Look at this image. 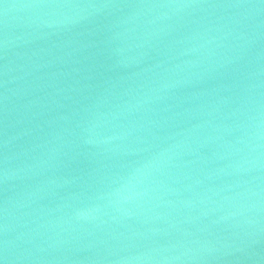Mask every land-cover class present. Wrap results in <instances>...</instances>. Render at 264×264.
Listing matches in <instances>:
<instances>
[{"label":"water","instance_id":"water-1","mask_svg":"<svg viewBox=\"0 0 264 264\" xmlns=\"http://www.w3.org/2000/svg\"><path fill=\"white\" fill-rule=\"evenodd\" d=\"M224 2L0 0V257L6 184L15 264H264V13L92 6Z\"/></svg>","mask_w":264,"mask_h":264},{"label":"snow or ice","instance_id":"snow-or-ice-1","mask_svg":"<svg viewBox=\"0 0 264 264\" xmlns=\"http://www.w3.org/2000/svg\"><path fill=\"white\" fill-rule=\"evenodd\" d=\"M65 5L56 4H26L20 5V7H60ZM93 7H108V8H157V7H189V8H243V9H260L264 13V0H260L259 3H246V2H235V3H194V4H181V5H166V4H137V3H117V4H104V5H92ZM261 28L264 29V21L261 22ZM264 36V31L261 32ZM106 41L104 39H98L91 44H85L84 47H95L96 51L89 56L83 57L84 61H87L83 69L85 73L84 79L95 80L96 84L87 85V87L103 88L104 91L109 92L115 87L112 84L111 73L115 70V65L107 63L103 58V54L106 51ZM5 65L4 74H7V54L5 53ZM4 93H3V108H2V128L0 133L3 134V153L0 157V163L4 165V172L7 170L8 154H7V132H8V106H7V79L3 80ZM88 97H84L87 99ZM8 188L5 184L3 189V214H4V226H3V255L0 257V264H15L14 261L9 260L8 256V239H7V204H8Z\"/></svg>","mask_w":264,"mask_h":264},{"label":"clouds","instance_id":"clouds-1","mask_svg":"<svg viewBox=\"0 0 264 264\" xmlns=\"http://www.w3.org/2000/svg\"><path fill=\"white\" fill-rule=\"evenodd\" d=\"M7 175H8V172H7V170H6V172H5V178H7Z\"/></svg>","mask_w":264,"mask_h":264}]
</instances>
